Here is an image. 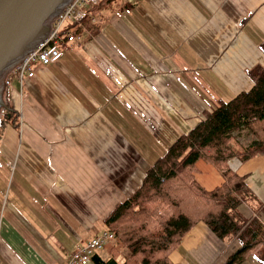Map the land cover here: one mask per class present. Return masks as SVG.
Returning <instances> with one entry per match:
<instances>
[{"label":"crops","instance_id":"1","mask_svg":"<svg viewBox=\"0 0 264 264\" xmlns=\"http://www.w3.org/2000/svg\"><path fill=\"white\" fill-rule=\"evenodd\" d=\"M59 46L58 63H35V77L5 90L17 115L0 140L11 163L0 188V264H69L182 135L250 91V72L264 68V0H101L76 40ZM229 166L253 195L239 207L243 223L264 227V155ZM194 175L208 191L225 182L204 160ZM114 246L124 261L117 240L104 248L109 258L97 254L108 260ZM241 246L200 222L170 258L225 264ZM262 246L241 264H263Z\"/></svg>","mask_w":264,"mask_h":264},{"label":"trees","instance_id":"2","mask_svg":"<svg viewBox=\"0 0 264 264\" xmlns=\"http://www.w3.org/2000/svg\"><path fill=\"white\" fill-rule=\"evenodd\" d=\"M250 76V91L222 102L182 135L149 167L141 188L104 220L105 231L115 234L129 256L121 262L114 246L112 258L95 254L94 264H173L171 254L200 222L220 239L239 236L242 246L225 264H241L247 252L264 245V227L257 221L243 223L239 207L253 195L246 179L229 166L234 158L247 162L264 155V68L253 69ZM16 115L6 104L0 115V140ZM244 131L254 136L246 147L239 146L238 136ZM200 160L222 172V186L208 191L197 183L194 174ZM256 258L264 264L263 246Z\"/></svg>","mask_w":264,"mask_h":264},{"label":"water","instance_id":"3","mask_svg":"<svg viewBox=\"0 0 264 264\" xmlns=\"http://www.w3.org/2000/svg\"><path fill=\"white\" fill-rule=\"evenodd\" d=\"M70 1L0 0V114L6 108V77L50 36L54 20Z\"/></svg>","mask_w":264,"mask_h":264},{"label":"built area","instance_id":"4","mask_svg":"<svg viewBox=\"0 0 264 264\" xmlns=\"http://www.w3.org/2000/svg\"><path fill=\"white\" fill-rule=\"evenodd\" d=\"M100 2L101 0H71L54 20L50 36L27 55L6 77L5 90L12 88L14 78L23 86L26 78L35 77V71L33 70L35 63L40 62L43 65L58 63L63 57L59 44L64 39L68 42L76 40V32L80 24L88 17L89 9L97 7ZM113 241H116L114 233L109 231L101 233L90 240L83 248L74 252L69 264H90L93 256Z\"/></svg>","mask_w":264,"mask_h":264},{"label":"rangeland","instance_id":"5","mask_svg":"<svg viewBox=\"0 0 264 264\" xmlns=\"http://www.w3.org/2000/svg\"><path fill=\"white\" fill-rule=\"evenodd\" d=\"M248 135H249V134H248ZM248 135H247V134H245V135L242 134L241 139H240V141L243 142L245 145L249 144V142H250L251 139H252V138L249 137L250 135H249V136H248ZM238 138H239V136H238ZM8 169H11V163H10V162H7V161H4L2 158H0V188H1V187H4V188H5V187L8 186L7 183L5 184V186H2L3 183H4V180H5V178H6V176H7L8 178H10V179L7 180V181H10V180H11V175H9V173L6 172V170H8ZM239 222H240V221L238 220V223H239ZM240 224L243 225L242 220H241ZM100 251H101V250H100ZM101 254H102L105 258H109V257H108L107 250H105V249L103 250V249H102ZM90 264H93V262L90 263Z\"/></svg>","mask_w":264,"mask_h":264},{"label":"flooded vegetation","instance_id":"6","mask_svg":"<svg viewBox=\"0 0 264 264\" xmlns=\"http://www.w3.org/2000/svg\"><path fill=\"white\" fill-rule=\"evenodd\" d=\"M3 110H4V109L1 110V113H2ZM0 115H1V114H0Z\"/></svg>","mask_w":264,"mask_h":264}]
</instances>
